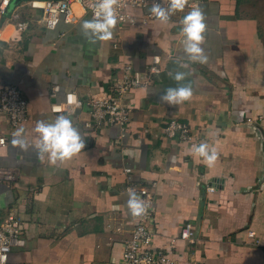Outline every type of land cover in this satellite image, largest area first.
I'll use <instances>...</instances> for the list:
<instances>
[{"label": "crops", "instance_id": "crops-1", "mask_svg": "<svg viewBox=\"0 0 264 264\" xmlns=\"http://www.w3.org/2000/svg\"><path fill=\"white\" fill-rule=\"evenodd\" d=\"M189 1L205 15L203 64L184 58L179 33L187 13L150 27L117 23L111 40L95 44L82 34L91 18L78 3L76 22L55 30L35 24L19 33L5 26L0 88L16 85L26 97L22 127L29 145L27 151L14 146L15 131L0 116V133L8 137L0 163L19 173L15 183H0V224L19 216L25 241L9 264H121L134 222L127 209L131 185L153 188L152 248L163 264H264V0ZM155 56L161 73L126 96L131 115L123 130L87 127V105L72 114L52 112L68 93L86 102L108 92L125 64L145 72ZM180 63L190 66L180 69ZM177 70L189 73L193 96L169 106L160 96L177 86L168 76ZM58 115L72 119L86 147L53 166L39 158L34 129ZM171 117L190 125L197 144L164 137ZM201 142L218 153L212 167L191 152ZM187 224L193 242L180 237Z\"/></svg>", "mask_w": 264, "mask_h": 264}, {"label": "built area", "instance_id": "built-area-1", "mask_svg": "<svg viewBox=\"0 0 264 264\" xmlns=\"http://www.w3.org/2000/svg\"><path fill=\"white\" fill-rule=\"evenodd\" d=\"M15 0H0V42L3 39V30L6 25L12 24L19 33H25L32 25H40L47 30H55L61 22L73 24L77 17L73 10L74 3L80 4L85 14L91 19L94 15L96 0H23L18 2L10 11ZM154 0H120L117 8L118 24L121 27H150L156 22L150 9ZM167 7L166 0H157ZM195 3L188 0L184 12H176L169 22L176 21L181 15L191 10ZM196 6V5H195ZM161 59L152 58L148 69L135 72L131 65L125 64L123 75L110 87L109 91L92 96L88 101H82L76 93H68L63 104H54L53 113L72 114L84 105L90 108L91 121L87 127L96 130L118 126L122 130L130 121L131 109L125 104L126 96L133 89L150 85L155 77L161 73ZM57 88L53 90V96ZM0 116L7 121L9 131H16L28 117V101L23 92L16 85L0 88ZM166 138H178L182 141L197 144V135L190 125L178 119L169 118L163 127ZM8 145L6 133H0V149ZM129 172V171H128ZM19 179V173L0 163V183L11 184ZM137 196L144 200L148 206L147 213L134 218L130 237L123 243L121 264H163L165 257L152 248L154 234L152 225L156 213V197L153 188L131 185ZM128 188V189H129ZM180 237L187 242H193L194 227L185 225ZM249 237L255 238L254 232ZM25 246L22 237V219L16 214H9L0 224V264H9V257L15 248Z\"/></svg>", "mask_w": 264, "mask_h": 264}, {"label": "clouds", "instance_id": "clouds-1", "mask_svg": "<svg viewBox=\"0 0 264 264\" xmlns=\"http://www.w3.org/2000/svg\"><path fill=\"white\" fill-rule=\"evenodd\" d=\"M167 7L154 0L150 12L161 24H167L176 12H184L188 6V0H166ZM120 0H96L94 15L91 20H85L81 25L82 34L90 43L109 41L112 39L113 31L118 23L117 8ZM182 25L179 35L183 37L184 58L191 63H206L207 55L202 47L205 39V15L203 10L193 5L191 10L180 21ZM189 64L180 63V69L189 68ZM188 72L170 71L168 76L173 79L177 86L169 87L160 96L162 103L175 106L189 101L193 96V86L189 81L185 83ZM35 132L38 141L35 149L40 159L47 157L53 166L64 164L77 156L86 147L79 129L74 127L72 119L68 115H58L52 122L44 120L37 121ZM25 129L21 126L13 133V145L22 151H27L29 145L24 139ZM191 152L196 157L203 158L209 167L215 165L218 153L214 147L207 142L193 145ZM127 209L132 217H142L147 213L148 206L141 200L135 191L128 189Z\"/></svg>", "mask_w": 264, "mask_h": 264}, {"label": "water", "instance_id": "water-1", "mask_svg": "<svg viewBox=\"0 0 264 264\" xmlns=\"http://www.w3.org/2000/svg\"><path fill=\"white\" fill-rule=\"evenodd\" d=\"M20 1H23V0H15L13 3H12V5H11V7H10V11L13 9V7L18 3V2H20Z\"/></svg>", "mask_w": 264, "mask_h": 264}]
</instances>
